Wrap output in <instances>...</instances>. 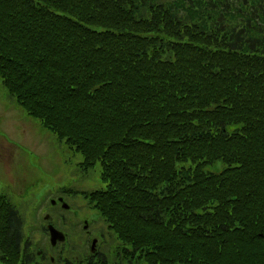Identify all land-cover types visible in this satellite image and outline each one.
<instances>
[{
  "label": "trees",
  "instance_id": "1",
  "mask_svg": "<svg viewBox=\"0 0 264 264\" xmlns=\"http://www.w3.org/2000/svg\"><path fill=\"white\" fill-rule=\"evenodd\" d=\"M0 83L100 167L78 264H264V0H0ZM23 227L0 195V264L76 260Z\"/></svg>",
  "mask_w": 264,
  "mask_h": 264
},
{
  "label": "rangeland",
  "instance_id": "2",
  "mask_svg": "<svg viewBox=\"0 0 264 264\" xmlns=\"http://www.w3.org/2000/svg\"><path fill=\"white\" fill-rule=\"evenodd\" d=\"M81 161L79 154L59 144L50 131L13 103L0 83V195L6 196L24 218V235L30 237V230L34 245L42 247L40 251H50L52 256L57 251L52 252L48 247V237L42 233V227L53 215L61 216L65 211L70 225L58 229L70 235L69 246L75 250L71 257L76 258L73 264L89 253V238L81 229L86 225L84 221L90 222L86 225L89 233H97L96 229L100 228L99 232L103 230L107 235L101 248L104 253L108 254L113 239L96 210L80 196L63 194L104 188L99 165L85 174L79 169ZM220 170L221 164L210 169L214 173ZM58 249L63 248L59 245Z\"/></svg>",
  "mask_w": 264,
  "mask_h": 264
},
{
  "label": "water",
  "instance_id": "3",
  "mask_svg": "<svg viewBox=\"0 0 264 264\" xmlns=\"http://www.w3.org/2000/svg\"><path fill=\"white\" fill-rule=\"evenodd\" d=\"M66 207V206H64ZM49 236H50V243L52 246L56 244V242H63L65 240V236L63 233L56 230L52 225L48 226ZM95 240H93L91 245V252L95 251Z\"/></svg>",
  "mask_w": 264,
  "mask_h": 264
}]
</instances>
